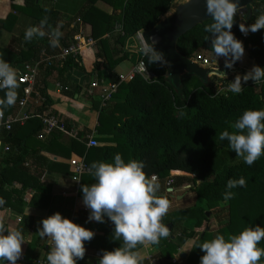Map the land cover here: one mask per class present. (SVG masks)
I'll list each match as a JSON object with an SVG mask.
<instances>
[{
    "label": "trees",
    "instance_id": "obj_1",
    "mask_svg": "<svg viewBox=\"0 0 264 264\" xmlns=\"http://www.w3.org/2000/svg\"><path fill=\"white\" fill-rule=\"evenodd\" d=\"M98 1L110 6L112 13L107 14L99 10L96 7ZM174 1L86 0L85 6L77 13V18L88 27L91 37L96 41L95 49L83 50L77 59L68 58L64 62H54L50 67L42 64L40 69L46 77L55 76L62 95L70 99L75 98L79 89L65 79V74L70 70L99 79L106 73L113 84H118L112 101L105 107H96L100 124L98 134L110 136L99 138L98 141L114 146L87 149L84 143L86 136L91 132L84 131L78 134L77 140L63 147L66 153L64 155L71 158L74 153L72 158L76 161L83 160L88 167L89 173L81 177L82 185L95 182L90 171L93 162L111 163L117 153L121 154L126 162L131 159L143 161L146 176L149 179L156 176L164 191L165 180L171 172L191 175L193 179L174 177L171 189L190 185L189 191L197 199L205 201L208 211L214 213V217L219 221L222 219L220 218L222 210L225 209L228 214L227 219L225 217L226 221L220 228L225 238L229 234H239L246 227L255 225L264 227V156L250 167L243 160L227 165H221L217 161L220 154L227 151L235 153L228 148L226 140H219L220 134L225 130L234 131L232 124L244 110L264 109V82H242L244 89L238 95L227 91L228 84L236 75H240L235 63L231 69L210 65L211 72L205 82L194 75L183 76L180 78L179 87L176 88L166 76L161 64H148L142 52L133 54L125 50L126 42L141 32L150 31L169 11ZM12 10H19L31 18L34 21L33 26H38L40 20L47 16L48 24L52 28L59 27L63 33L59 41L60 48H66L73 38V31L69 30L72 20L62 23L63 17L58 11L54 9L45 11V8L37 5L35 0H25L23 8L12 6ZM248 10L249 13L243 18L248 25H252L257 16L264 13V0L255 2ZM12 20L10 15L5 21H0V29L6 27ZM239 21L240 19L234 18L232 33L242 41L244 50L251 58L264 61V29L255 33L250 32L248 38L243 40ZM212 22H206L183 35L177 42V53L186 60H192L199 51L213 54L211 48L213 36L205 31V27ZM117 25L120 27L118 31L115 28ZM44 31L47 33L48 28L45 27ZM50 39V35L43 38L34 37L31 42H27L25 52H9L15 63L13 66H22L30 60L41 61L44 58L43 52L48 57L57 55L60 48H52ZM139 59L144 62L147 72L153 78L147 80L135 75L129 82L119 83L118 77L113 74L116 67L125 60H131L134 65ZM217 68L226 73L225 80L215 75ZM38 91L45 99L43 107L50 105L45 89L38 88ZM2 92L4 94V91ZM17 92L18 98L14 105L19 107L22 98L20 88ZM43 107L41 110L44 109ZM178 109H181L184 115H181ZM3 114L7 116L5 112ZM64 124L66 131L70 132L71 124L67 121ZM26 125L29 127L27 129L29 132L32 127L31 134L20 139V128ZM42 128L39 120L31 119L23 126L15 124L10 132L1 129L3 144L9 152L4 153L0 160V198L6 200L8 204L10 199L19 200L20 192L13 189L7 193L6 190L17 175L29 172L28 167L25 166L26 158L31 156L35 167H38L37 161L42 160L47 164L48 169L54 166L62 170L65 168V172L68 171V167L55 165L40 156L42 150H48L49 146L59 142L62 133L57 131L51 133L39 150L30 153L25 151V141L37 136ZM240 176L246 179V185L243 188L232 189L234 198L225 202L223 193L226 190V182L228 179H237ZM167 196L169 194L164 197ZM254 204L257 205L253 206ZM242 208L245 212H242ZM205 213L203 208L192 207L169 214L163 223L166 226L171 225V233L168 238L161 239L157 245L162 249L157 256L159 264H172L168 259H172L187 240H193V246L183 264H199L200 257L204 253L195 246L214 238V236L207 238L205 230L210 229L211 225ZM89 215L90 211H81L72 218L73 223L100 234L95 235L90 242H86L85 248L101 254V250L112 251L123 243L112 235L114 226L106 217L103 224L97 222L91 224L86 222ZM188 220H196V232L188 233L183 227L184 221ZM21 222L22 226L19 229L25 236L33 220L30 217H23ZM199 230L204 231L200 233ZM141 246L138 245L136 250L138 251ZM258 247L264 248V240ZM142 264L148 263L142 261ZM259 264H264V257Z\"/></svg>",
    "mask_w": 264,
    "mask_h": 264
},
{
    "label": "clouds",
    "instance_id": "obj_2",
    "mask_svg": "<svg viewBox=\"0 0 264 264\" xmlns=\"http://www.w3.org/2000/svg\"><path fill=\"white\" fill-rule=\"evenodd\" d=\"M204 3L206 14L213 21L205 27V31L213 36V54L216 58L223 57L224 68L231 69L244 55L242 41L231 31L234 15L240 11L239 0H204ZM45 27L48 28L47 33ZM262 29L264 13L258 15L252 25L239 26L240 32L245 35ZM46 35L51 36L49 43L52 48L59 46L63 33L59 27L52 28L48 24L47 16L40 20L38 26H30L25 30L24 40L31 42L34 37L43 38ZM142 40L141 51L148 64H165L163 56L154 49V38L149 37L153 41L151 44L143 36ZM215 75L225 80L226 73L218 68ZM249 80L253 83L264 82V68L254 65L243 76L236 75L228 84L227 91L241 94L244 89L242 82L247 83ZM18 88L17 70L0 57V91H4V97L0 98V116L4 108L16 103ZM178 111L184 115L181 109ZM232 128V132L223 131L219 140H226L228 148L250 167L264 156V109L244 110ZM144 168L143 161L131 159L126 162L119 153L114 155L111 163L98 161L90 165L95 182L81 187L82 204L90 211L86 222L103 224L106 217L114 226L112 235L123 241L112 251L101 250L98 264H142L143 257L136 250L137 246L159 245L161 239L170 235L169 228L161 222L170 208V201L159 195L161 185L157 177L149 179ZM245 185L243 176L228 179L223 193L224 201L234 198L232 189ZM4 203L0 198V206ZM39 224L38 236L51 244L46 256L48 264H77L85 257V243L95 236L92 230L73 223L58 212L43 218ZM262 240L264 227L255 225L244 228L239 234H229L227 238L217 234L211 240L198 243L195 248L204 253L199 264H259L264 257V248L258 247ZM23 244L25 238L22 230L8 228L0 222V264H17L22 256Z\"/></svg>",
    "mask_w": 264,
    "mask_h": 264
},
{
    "label": "crops",
    "instance_id": "obj_3",
    "mask_svg": "<svg viewBox=\"0 0 264 264\" xmlns=\"http://www.w3.org/2000/svg\"><path fill=\"white\" fill-rule=\"evenodd\" d=\"M40 2L41 0H37L36 4L39 5ZM83 4L84 3H82V5ZM12 6L21 9L25 6V0H0V21H5L10 15L13 18V20L10 21L6 27L0 29V57L5 59L6 62H9L11 66L19 72L23 65L17 67L13 66L15 63L9 52L20 53L21 51H26L27 42L24 40V32L28 27L33 26L34 21L19 10L13 11ZM53 6L54 7L52 9L58 11L62 17H67L66 14H70V10L73 11L77 7V4L75 5L74 0H64L62 3H60L59 0H56ZM96 7L104 13H112L111 7L102 1L98 2ZM63 10L66 12H63ZM80 10L81 9H79V11ZM77 13L74 17H72L73 19L69 26V30L73 31V34L76 33L80 27L77 22L80 20L77 18ZM63 22L64 19L62 20V23ZM81 27L86 30L88 28L84 25ZM244 52L246 53L245 50ZM35 61L37 60H30L28 63H33ZM133 66L134 65H132V67ZM263 66L264 63H262V67ZM132 67L130 68V71L132 70ZM113 74L119 78L120 76H125L127 72H117L115 69ZM65 79L70 84L76 85L79 88L74 99L64 97L61 93V87L57 82L56 77H46L45 73L40 69L34 93L27 101L25 107L20 108L13 105L3 109V112H5L7 116L17 117L18 119H23L25 116H29L31 113L35 112L52 113L57 115L63 123L66 121L69 122L71 124V130L69 133L75 136V138H73V136L68 133L63 134L59 142L49 146L48 150L45 149L40 152L41 158L43 157L55 165L68 167L67 172H65V168L62 170L57 169L54 166L51 168L49 167L48 169L47 164L42 160L37 161L38 167H35V165H33V159L30 156L24 160L25 165H28L27 169H29V172L27 174H19L17 177L15 175L17 179L15 178L12 185L6 190L7 192L16 189L20 192V197L18 201L10 199L9 204L6 200H4V205L0 206V222L4 223L8 228L19 229L22 226L21 221L23 217H30L33 220L30 230L26 232L24 236L25 244L21 246L22 256L21 259L17 261V264H35L36 260L46 258L50 241L41 239L37 234V230L40 227L39 222L43 218L58 212L62 215V217L68 218L71 221L73 216L77 213L81 211L89 212V210L82 204L81 187L83 185L81 184V180L77 183L72 179V170L69 163L74 160L72 158L74 153L71 155V158H67L64 155L66 153L63 147H67L71 141L77 140L76 137L78 134L83 133L84 131H90L91 134H93L95 140L99 144L98 147L114 146V144H103L98 141L99 138L110 136H99V113L98 110H96V107L102 108V91L107 88V86L113 84L110 78L106 73H104L99 79L96 77H87L78 71L70 70L65 74ZM250 81L251 80L248 82ZM94 82L98 83V88L91 89ZM38 88L45 89V93L51 102L50 105L43 107L45 99L40 95ZM3 97L4 94L0 91V98ZM41 107L44 109L41 110ZM14 112L15 115H13ZM27 129H29L27 125L20 128V139H23L31 134L32 127L30 128V132ZM47 137H45V139H48ZM43 141L38 140L37 136H33L27 139V142L25 141L24 149L29 153L30 151L39 150L42 148V144L44 143ZM4 148L5 146L0 133V160L3 158ZM171 173L174 175L184 174L177 171ZM163 191L164 188L161 187L159 195L166 196L163 194ZM166 193L171 194L172 192L166 191ZM182 198L183 197H178L177 199L180 200ZM89 223L94 224L95 221H91ZM184 224L185 223H183V227L186 228L187 225ZM94 233L97 236L100 235L96 232ZM191 246H193V240H187L185 244L181 246L183 250H181V248L178 250L181 253L179 254L181 255L180 257H182V255L184 256V260L190 253L192 249ZM188 247H191V249L189 253L186 254L184 251L185 248L187 249ZM161 250L162 249H160L157 245L144 244L138 251L143 257L142 261L150 264V262L157 260V256ZM99 256V252L86 248L84 259L82 261H78L77 264H96V260H98L97 258ZM184 260L182 262H184ZM182 262L181 264H183Z\"/></svg>",
    "mask_w": 264,
    "mask_h": 264
},
{
    "label": "built area",
    "instance_id": "obj_4",
    "mask_svg": "<svg viewBox=\"0 0 264 264\" xmlns=\"http://www.w3.org/2000/svg\"><path fill=\"white\" fill-rule=\"evenodd\" d=\"M78 24L80 25L78 31L74 33L72 40L70 41L69 45L66 48H60L59 53L55 55L54 57H48L42 53L44 58L40 61H35L33 63H28L26 62L23 66L22 69L17 72L18 73V83H19V88L22 93V98L18 104L20 108L25 107L27 101L32 97L34 93V88L36 85V80L40 72V67L42 64L46 65L47 67H50L54 62H64L68 58H74L77 59V57L80 55V53L83 50H93L95 49L96 46V41L91 37L90 32L88 29L86 30L85 28H82L83 23L78 20ZM240 25L243 24L245 27L249 26L244 18H240L239 21ZM85 26V25H84ZM120 27L118 26L116 28V31H118ZM250 32L247 33V35L241 33V37L243 40L248 38ZM139 38V34H137ZM140 40V38H139ZM142 52L141 50L138 52ZM136 53V54H138ZM193 60L199 64H202L204 66H210L209 61L201 56V55H195L193 57ZM135 75H140L144 77L147 80H150L153 78V76L147 72V69L145 71V64L144 62L139 59L137 60L136 64L132 67V70L128 73L126 76H120L119 83H127L129 82ZM25 77L27 79H25ZM98 88V83L94 82L91 86V89H96ZM118 84H111L107 86L102 91V97H101V107H105V105L109 102L112 101L113 95L117 92ZM31 119H36L39 120L42 124V130L41 132L37 135V139L40 141H43L45 137L49 136L51 133L57 131L62 134H69L75 138L74 135L70 134L69 132L66 131L64 123L60 120V118L57 115H54L52 113H31L29 116H25L23 119H18L17 117H11V116H5L2 114L0 116V130L3 129L6 132H10L12 127L15 124L18 125H23L26 121L31 120ZM77 138V137H76ZM86 148H96L99 146L97 141L95 140L93 134H90L86 136V142H85ZM4 153L9 152L8 148H4ZM28 167V165H25ZM69 166L72 170V179L74 182H79L81 180V177L85 174L89 173L88 167L85 165L84 161H76L72 160L69 163ZM177 175H169V177L165 180V188L167 189V192H172L173 190L171 189L173 185V178L176 177ZM156 177V176H155ZM151 179V178H150ZM159 181V179L157 178ZM190 189V187H187ZM169 194V193H167ZM88 212V211H86ZM73 222V219H71ZM51 247V244L49 245V248ZM171 260V259H168ZM175 262H173L174 264ZM35 264H48L46 258H41L35 261ZM150 264H159L158 260H154L150 262Z\"/></svg>",
    "mask_w": 264,
    "mask_h": 264
},
{
    "label": "water",
    "instance_id": "obj_5",
    "mask_svg": "<svg viewBox=\"0 0 264 264\" xmlns=\"http://www.w3.org/2000/svg\"><path fill=\"white\" fill-rule=\"evenodd\" d=\"M261 0H239L240 11L234 18L240 19L249 13V8ZM212 21L206 14L204 0H175L169 11L163 15L158 23L150 30L139 33L140 42L143 45L142 36L150 44L154 38V49L163 56L165 64H161L166 71V76L172 84L178 88L180 78L186 75H194L203 82L207 80L211 72V66H204L192 60H186L177 53V42L186 33L196 27ZM205 215L209 217V213ZM171 233V225H167ZM184 259V256L181 257Z\"/></svg>",
    "mask_w": 264,
    "mask_h": 264
},
{
    "label": "rangeland",
    "instance_id": "obj_6",
    "mask_svg": "<svg viewBox=\"0 0 264 264\" xmlns=\"http://www.w3.org/2000/svg\"><path fill=\"white\" fill-rule=\"evenodd\" d=\"M55 1L56 0H41L39 6L41 8H45V9H52L54 7L53 4ZM59 1H60V3L64 2V0H59ZM35 2H37V0H35ZM74 2H75V5L77 4V7L73 11L70 10L71 11L70 14H66L67 17L63 16L64 22H67L70 19L72 20L73 19L72 17H74L76 15V13L79 11V9H82V7L85 6L86 0H74ZM98 2H100V1H98ZM82 3H84V4L82 5ZM81 5H82V7H81ZM63 12H66V11L63 10ZM117 26L115 28H117ZM141 48H142V44H141L137 35L130 38V40L127 41L125 44V50L128 51L129 53L136 54L141 50ZM197 55H201V56L205 57L209 61L210 65H216V66L224 68L225 60L223 57H217L216 58L213 54L206 53L203 51H199L197 53ZM262 63H264V61L255 60L254 58H251L248 54H246L244 52L242 59L240 61L236 62V67H237V70L240 72V75L243 76L254 65L262 67ZM132 65H133V62L131 60H125V61H122L116 67V70H117V72H124V73L127 72L126 75H128ZM262 68H264V66ZM241 160L242 159L240 157H237L235 153H228V151L225 152L224 154L218 155V158H217L218 163H220L221 165L222 164L227 165L229 163H235V162H238ZM170 175L173 177V174L170 173ZM181 176L193 179V176L188 175V174H183V175L176 176V177H181ZM188 186H190V185H185L182 188L174 189L172 191V193L169 194V196H167V199L170 201V208H169L167 214L163 217L164 219L161 222L162 223L165 222L167 220L169 214L172 212L183 210L185 208L187 209V208H192V207H198V208H203L206 212L209 213L208 219H209V223H210L211 227H210V229L205 230V232L208 236L207 238H210L213 236L215 237L217 234H222L220 232V228L223 225L224 221H226V219H227V215H228L227 211L225 209L222 210V215H220V218H222V219H221V221H219L218 219H216L214 217V213L211 214V212L208 211L206 202L203 200L197 199L195 197V195L189 191V189L187 188ZM7 188H9V185L7 186ZM166 190L163 191V194H165V195H167ZM178 197H183V198L178 200L177 199ZM255 203H256V201H255ZM255 205H257V204H254L253 206H255ZM242 212H245L244 208H242ZM225 217H226V219H225ZM184 223H185L184 225H187L186 230L188 233L196 232L195 231V229H197V228H195L196 220H188V221H184ZM203 231L204 230H199L200 233ZM235 233H236V231H235ZM191 247H188L187 249L185 248L184 253H186V254L189 253ZM181 250H183V248H181ZM179 254H181V253L178 251L177 254L174 255L171 260H169V262H171L172 264H173V262H175L174 264H181V262L184 259H182L180 257L181 255H179ZM99 258H100V256L97 259L99 260ZM94 259H95V257H94ZM82 260H79V261H82Z\"/></svg>",
    "mask_w": 264,
    "mask_h": 264
},
{
    "label": "bare ground",
    "instance_id": "obj_7",
    "mask_svg": "<svg viewBox=\"0 0 264 264\" xmlns=\"http://www.w3.org/2000/svg\"><path fill=\"white\" fill-rule=\"evenodd\" d=\"M172 174V173H171ZM174 175V174H173Z\"/></svg>",
    "mask_w": 264,
    "mask_h": 264
}]
</instances>
